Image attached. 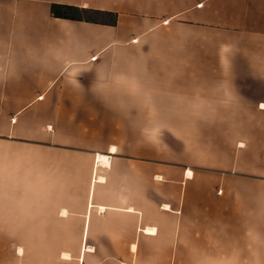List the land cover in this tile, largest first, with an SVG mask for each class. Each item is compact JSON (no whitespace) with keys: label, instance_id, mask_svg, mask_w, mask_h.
Returning <instances> with one entry per match:
<instances>
[{"label":"crops","instance_id":"obj_1","mask_svg":"<svg viewBox=\"0 0 264 264\" xmlns=\"http://www.w3.org/2000/svg\"><path fill=\"white\" fill-rule=\"evenodd\" d=\"M0 264H264V0H0Z\"/></svg>","mask_w":264,"mask_h":264},{"label":"trees","instance_id":"obj_2","mask_svg":"<svg viewBox=\"0 0 264 264\" xmlns=\"http://www.w3.org/2000/svg\"><path fill=\"white\" fill-rule=\"evenodd\" d=\"M52 15L55 17H61L66 19H74L80 20L82 19L83 15L94 16L95 12L83 10L80 8L72 7V6H65V5H52ZM112 20L111 23H115L116 18L115 15L111 14Z\"/></svg>","mask_w":264,"mask_h":264},{"label":"bare ground","instance_id":"obj_3","mask_svg":"<svg viewBox=\"0 0 264 264\" xmlns=\"http://www.w3.org/2000/svg\"><path fill=\"white\" fill-rule=\"evenodd\" d=\"M101 159H102L104 162H106V163L108 162V158H107V157H102ZM18 251H19V250H18ZM66 256H67V255H66ZM64 257H65V256H64Z\"/></svg>","mask_w":264,"mask_h":264}]
</instances>
